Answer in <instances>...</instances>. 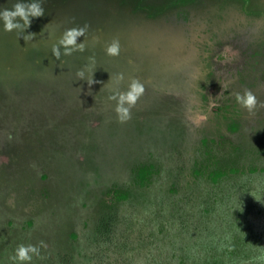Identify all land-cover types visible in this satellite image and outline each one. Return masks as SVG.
Listing matches in <instances>:
<instances>
[{
  "label": "rangeland",
  "instance_id": "obj_1",
  "mask_svg": "<svg viewBox=\"0 0 264 264\" xmlns=\"http://www.w3.org/2000/svg\"><path fill=\"white\" fill-rule=\"evenodd\" d=\"M39 2L29 42L0 21V264H264V108L235 99L264 102V0Z\"/></svg>",
  "mask_w": 264,
  "mask_h": 264
},
{
  "label": "clouds",
  "instance_id": "obj_2",
  "mask_svg": "<svg viewBox=\"0 0 264 264\" xmlns=\"http://www.w3.org/2000/svg\"><path fill=\"white\" fill-rule=\"evenodd\" d=\"M45 15L44 8L39 0H17L13 4L11 10L5 8L0 11V21L3 22L4 30L7 32L17 31L21 33L20 37L26 42L34 39L35 34L25 35V31L31 26L33 18H40ZM87 26L70 28L65 30L63 35L60 37L56 45H53L52 54L58 60L61 55V47H63L64 55H71L76 51H84L85 44L77 43L80 37L85 36ZM105 53L108 56L118 57L120 54V43L119 40H113L105 48ZM94 59V58H93ZM81 79L84 77V71L80 70L77 73ZM118 81H123V74L117 77ZM89 85L95 83L94 79L86 81ZM145 87L138 79H132L128 84L126 91L116 92L109 97L110 100L116 102L115 113L117 120L120 123H126L131 120L132 109L136 106L139 99L144 95ZM236 102L241 108L246 109L249 114H254L258 108H264V102L258 101L257 97L251 90H246L241 93L235 94ZM203 119V117H202ZM33 255L38 258L40 256V249L34 245H19L14 255L10 256L9 259L13 262H31ZM258 261L264 262V255L255 258Z\"/></svg>",
  "mask_w": 264,
  "mask_h": 264
},
{
  "label": "trees",
  "instance_id": "obj_3",
  "mask_svg": "<svg viewBox=\"0 0 264 264\" xmlns=\"http://www.w3.org/2000/svg\"><path fill=\"white\" fill-rule=\"evenodd\" d=\"M228 174L227 170H222V171H216L215 172V178L218 180L219 178H221L222 176ZM143 175H144V179L146 180L149 177V172L148 169H144L143 171ZM185 264V263H184Z\"/></svg>",
  "mask_w": 264,
  "mask_h": 264
}]
</instances>
